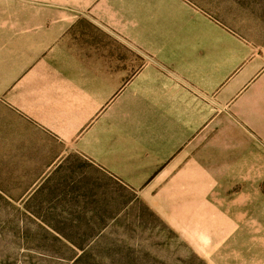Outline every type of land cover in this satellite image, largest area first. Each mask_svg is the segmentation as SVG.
Masks as SVG:
<instances>
[{
	"label": "crops",
	"instance_id": "crops-1",
	"mask_svg": "<svg viewBox=\"0 0 264 264\" xmlns=\"http://www.w3.org/2000/svg\"><path fill=\"white\" fill-rule=\"evenodd\" d=\"M253 1L0 0V199H79L78 157L204 261L264 264Z\"/></svg>",
	"mask_w": 264,
	"mask_h": 264
},
{
	"label": "rangeland",
	"instance_id": "rangeland-1",
	"mask_svg": "<svg viewBox=\"0 0 264 264\" xmlns=\"http://www.w3.org/2000/svg\"><path fill=\"white\" fill-rule=\"evenodd\" d=\"M72 163L66 182L84 189L79 199L59 197V188L52 198L0 199V264H212L135 191L78 157Z\"/></svg>",
	"mask_w": 264,
	"mask_h": 264
}]
</instances>
